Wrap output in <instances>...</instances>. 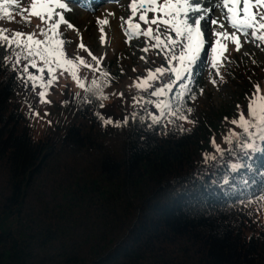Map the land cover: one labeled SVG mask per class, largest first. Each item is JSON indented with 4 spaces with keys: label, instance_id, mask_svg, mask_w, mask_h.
Masks as SVG:
<instances>
[{
    "label": "trees",
    "instance_id": "1",
    "mask_svg": "<svg viewBox=\"0 0 264 264\" xmlns=\"http://www.w3.org/2000/svg\"><path fill=\"white\" fill-rule=\"evenodd\" d=\"M12 27L19 30L12 19L0 20V28ZM22 68L0 64V264H264V210L256 203L264 195V142L247 157L238 148L220 157L211 141L227 150V131L212 111L180 121L183 133L129 119L116 158L37 193L49 159L117 129L98 115L122 122L134 111L117 117L110 105L99 107L105 100L86 103L82 92L77 103L63 91L58 103L45 105L37 134L35 113L44 102L19 78ZM192 80L193 94L197 75ZM240 80L238 99L247 108L255 81ZM205 154L218 159L205 163ZM232 163L244 166L233 172Z\"/></svg>",
    "mask_w": 264,
    "mask_h": 264
},
{
    "label": "snow or ice",
    "instance_id": "2",
    "mask_svg": "<svg viewBox=\"0 0 264 264\" xmlns=\"http://www.w3.org/2000/svg\"><path fill=\"white\" fill-rule=\"evenodd\" d=\"M13 6L20 10L17 0H0V20L12 19L9 9ZM213 6L221 10L231 32L225 29L224 23L215 19L211 24L218 25V29L202 30L201 22L211 9L204 7L201 0H132L130 16L127 20L121 18L124 34L129 40L144 37L145 46L141 51L147 53L150 49L157 50L156 55L162 56L164 63L154 69H147V75L138 78L134 84L138 95L133 97L134 112L131 117L119 122L98 115L103 125L121 128L127 126L131 119L150 129L170 124L181 133L188 131L179 122L194 123L189 119L193 109L187 106L185 97L188 100L196 99L189 87L193 83L195 70L201 65L210 66L222 80L221 69L231 63V58L226 55L229 43L235 46L236 52H240L242 48L241 37L246 43L259 42L258 47L264 45V0H219ZM67 10L68 5L64 0H32L30 10H21V15L28 12L29 16L40 19L44 27L37 25V28L39 36L43 38H38L34 32L14 31L9 34L8 29L0 28V64H8L13 69L23 64L19 78L30 83L33 89H43L38 93L41 102H44L47 90L58 81V73L69 74L72 81L88 94L86 103H91L93 98L106 100L108 97L104 95L103 89L110 85L111 74L102 67L103 57L93 55L83 43L78 47L85 50L94 63H89L81 56L68 57L66 54L65 46L68 41L63 38L60 28L61 25L74 27L65 19L63 12ZM97 22L101 26L109 24L108 19H98ZM141 22L147 27L142 28ZM25 26H30V22ZM99 31L103 42L104 28L101 27ZM205 31L211 33L207 40ZM212 36L215 37L214 41ZM141 59L147 62L146 57L142 56ZM30 68L36 71L31 72ZM81 68L97 74L90 84L79 75ZM165 77L168 78L167 82H164ZM211 83L215 85L216 80L213 79ZM177 87L178 91L171 95ZM200 91L203 93V89ZM120 95L123 96V93ZM246 99L247 116L240 110L238 116L230 122L241 131L237 133L234 129H229L223 136L229 148L221 149L216 145L215 138L211 141L220 157L224 156L225 151L229 155H235L237 148L247 157L250 151L255 150L257 141L264 142V91L259 84L254 85L253 92L246 95ZM99 107H104L103 103ZM137 107L143 115L135 112ZM237 108L240 109V105ZM204 159L205 163H210L217 161L218 157L215 154H205ZM243 166L232 163L229 167L236 172ZM223 183H228L227 177ZM243 183L247 185L248 181L243 180ZM256 203L264 210V195Z\"/></svg>",
    "mask_w": 264,
    "mask_h": 264
},
{
    "label": "rangeland",
    "instance_id": "3",
    "mask_svg": "<svg viewBox=\"0 0 264 264\" xmlns=\"http://www.w3.org/2000/svg\"><path fill=\"white\" fill-rule=\"evenodd\" d=\"M67 2L68 10L63 14L65 19L71 23L74 27L68 28L67 25H61L60 31L63 34L68 43L65 46V51L68 57L81 56L88 60L89 63H94L88 56L87 52L80 49L78 46L83 43L93 55L98 58L103 57L102 67L106 70L109 69L111 74V83L103 89L104 95L108 98L105 100L104 107L110 105L113 108L114 114L117 117H123L127 111H134L133 97L138 95V90L134 87L138 78L145 77L147 75V69H154L164 63L162 56H157L156 51L150 49L147 53L141 51L145 46V38H133L129 40L124 34V30L121 27L120 19L124 20L130 16L131 9L127 5V0H124L122 7L118 4L112 6L111 10L100 12L98 17L100 19H108L109 24L101 26L98 24V19L86 14L87 10L76 9L70 10L71 7H84V4L77 5L70 0H64ZM32 0H17L20 5V10H17L15 6L9 9V13L12 16V20L19 24L18 29L25 33H36L38 38L39 29L37 25L44 27L38 17L29 16L28 12H24L21 15V10L29 9ZM91 0L85 3H90ZM97 8V7H95ZM216 10L218 12L219 10ZM253 11H256L255 9ZM94 14V12H93ZM152 14H149L151 18ZM115 20H114V19ZM122 20V19H121ZM138 22V17L136 18ZM30 22V26H25ZM210 22V20H209ZM225 24V29L229 32L232 29ZM205 24V25H204ZM209 24V23H208ZM207 23H201L202 30L207 26ZM207 25V26H206ZM104 28L105 39L102 42L101 32L99 29ZM141 27L146 28L141 22ZM155 27V25H153ZM218 28V27H217ZM12 27L9 32L19 31ZM208 36L211 33L207 31ZM242 48L240 52L235 51V46L231 43L228 44V55L231 58V63L221 69L223 79L215 75L214 70L210 66L201 65L195 70V74L198 78L197 91L193 92L196 99L190 100L188 107L193 109L189 119L195 120L200 115L212 111L215 113L214 120H219L217 124L222 131L232 129L233 125L230 123L232 116H238L240 110L247 111L244 104L238 99V93L241 91L242 81L240 78L246 80H254L255 84H259L262 91H264V45L244 42L241 37ZM146 57V60H142L141 57ZM108 64V65H107ZM107 65V66H106ZM58 75V81L54 83L48 90L46 96L43 98V106L38 110V114L34 118V129L37 134L43 131L44 121L47 117V105L49 102L58 103L63 91L67 93L72 92V98L77 99V103L82 96V90L72 81L69 74ZM79 75L86 78V82L90 84L91 80L96 78L97 74L90 72L88 69L81 68ZM193 75V76H194ZM167 77L164 78V82H167ZM215 79L214 85L211 81ZM186 82V81H185ZM203 89V93H201ZM43 89L37 87L36 92L39 93ZM178 91V87L173 89L174 95ZM123 93V96L120 94ZM155 99V98H153ZM248 104V102H247ZM240 105V109L237 108ZM151 107V106H149ZM247 107V105H246ZM140 109L139 107L135 110ZM106 110V109H105ZM155 111L154 109H151ZM221 114L218 118V115ZM247 116V113L245 114ZM111 116H107L109 118ZM225 117L228 119L225 120ZM116 117H113L115 119ZM124 133L121 128L112 130L108 135H105L103 139H96L87 145V148L82 146L77 149H64L60 151L55 157L49 159L46 164L41 177L36 186L37 193L44 191L49 192L54 185L59 183H66L71 181L78 172L83 171L87 173H93L97 168L101 158H116L117 154L121 152L123 146ZM216 145L222 146V141H215Z\"/></svg>",
    "mask_w": 264,
    "mask_h": 264
},
{
    "label": "bare ground",
    "instance_id": "4",
    "mask_svg": "<svg viewBox=\"0 0 264 264\" xmlns=\"http://www.w3.org/2000/svg\"><path fill=\"white\" fill-rule=\"evenodd\" d=\"M71 2L77 4V5H82L84 4V7H71L70 10L72 9H76L77 11L79 10H87L85 11L86 14L90 15L91 17L93 16L95 19H100L98 17V14L102 11L105 12L106 10H111L112 6H116V5H120L122 7L124 0H91L90 3H85L88 0H70ZM70 3L69 1H66V3ZM132 0H127V5L128 7H130ZM202 5L206 8H210L211 10L206 14L205 20H203L201 23H209L208 26L206 27L207 29H218V25H212L211 21L212 20H218L219 22H226L227 21L224 19L222 12L219 8L214 7L213 5H215L216 3L219 2V0H201ZM97 7V8H95ZM131 9V8H130ZM217 9L219 10L218 12H216ZM226 11V9H225ZM94 12V14H93ZM101 12V13H102ZM114 19V18H113ZM115 20V19H114ZM126 20V19H125ZM210 20V22H209ZM120 24L123 22L121 19L119 20ZM205 25V24H204ZM202 26V25H201ZM208 34L207 31H205V39H209L210 36L206 35ZM210 34V32H209ZM214 41L215 37L212 36L211 37ZM206 49H207V45H206Z\"/></svg>",
    "mask_w": 264,
    "mask_h": 264
}]
</instances>
